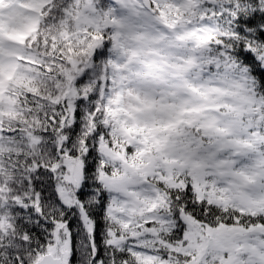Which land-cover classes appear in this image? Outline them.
Masks as SVG:
<instances>
[{
	"label": "snow or ice",
	"instance_id": "1",
	"mask_svg": "<svg viewBox=\"0 0 264 264\" xmlns=\"http://www.w3.org/2000/svg\"><path fill=\"white\" fill-rule=\"evenodd\" d=\"M0 264H264V0H0Z\"/></svg>",
	"mask_w": 264,
	"mask_h": 264
}]
</instances>
